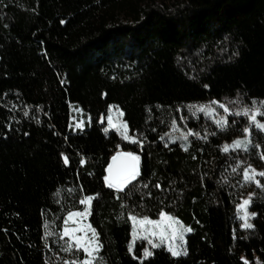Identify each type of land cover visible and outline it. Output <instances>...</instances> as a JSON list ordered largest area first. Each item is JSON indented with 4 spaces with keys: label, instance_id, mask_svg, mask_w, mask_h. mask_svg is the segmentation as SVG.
I'll list each match as a JSON object with an SVG mask.
<instances>
[{
    "label": "trees",
    "instance_id": "obj_1",
    "mask_svg": "<svg viewBox=\"0 0 264 264\" xmlns=\"http://www.w3.org/2000/svg\"><path fill=\"white\" fill-rule=\"evenodd\" d=\"M262 100L264 0H0V264L83 260L61 233L87 195L102 264H264V176L244 178L264 131L238 114ZM109 105L142 144L106 128ZM117 145L140 156L122 191L104 183ZM161 212L191 229L187 254L133 256L130 218Z\"/></svg>",
    "mask_w": 264,
    "mask_h": 264
},
{
    "label": "snow or ice",
    "instance_id": "obj_2",
    "mask_svg": "<svg viewBox=\"0 0 264 264\" xmlns=\"http://www.w3.org/2000/svg\"><path fill=\"white\" fill-rule=\"evenodd\" d=\"M61 23H63V21H61ZM253 103L255 104L256 102L253 101ZM260 103H264V101H261ZM111 111L112 106H109L108 112L111 113ZM225 111H228V109L225 108ZM249 111L253 112V115L250 116V119L252 121H255L254 113L256 110L249 109L244 112V115H248ZM82 123L83 122L81 121L80 124H78L77 126H82ZM107 123L109 127L115 128L117 132H120L124 140H131L132 143H143V141L137 140L136 138L130 137L128 135V126L126 123H114L113 117L111 115L108 116ZM217 123L220 124V121H217ZM256 127L264 131V124L257 122ZM105 131H107V129H105ZM243 131L245 133H248L249 129L245 127ZM233 143L236 147H243L245 150H247V141L236 140ZM117 149L118 150L116 151V153L111 157V162L107 166V174L104 176V183L109 189H116L117 191H122L126 185H129L132 181L136 180L137 176H139L140 156L135 154L134 152H124L119 150V145H117ZM224 151H228V147H225ZM261 158L264 159V156H262ZM64 163H68L67 158L64 159ZM80 163L83 164L84 161L81 160ZM250 167L251 166H249V168ZM249 168H246L244 170V178L246 181L255 180L257 173L253 169L250 174ZM258 175L264 176V171L259 172ZM256 182L259 183V181ZM157 187H159V185H157ZM94 198V196L88 195L79 201L81 204L85 205V209L83 212L69 211L67 214V218L64 221L65 226L63 228V235L68 236L70 240L74 241V245H72V247H74L77 251L83 250L84 259L79 261H66L65 264H102V258L99 256L100 248L102 247V245L98 239V233L96 232V229L92 228L91 225L88 224H80V226L71 228L68 227L70 220L73 224H77L78 221L75 218H79V220L82 221L89 214L91 204ZM249 203V199H244L241 204L237 205V207L240 209H245ZM249 215L255 216L256 214L248 213L247 211H245V222L242 223L240 227L246 229H252L254 227L251 223L247 222V217ZM160 216V221H151L145 217L140 220L139 223L141 225L151 224L154 227L159 228V232L151 231L150 235H158L160 238V243H164L165 241L169 242L167 250L171 253L173 257H178L182 254L186 255V250L182 247V244L177 245L175 244V241L177 239L183 241V232L191 231V229L184 228L179 221L164 212H161ZM131 218L134 222L137 220V218L134 216ZM89 231L91 232L90 237L87 235ZM147 231L149 230H146V232ZM76 233H84V235H76ZM133 236L136 237L135 223L133 228ZM144 238H147V236H145ZM160 243H153L152 240H149V244H151L153 248L160 247ZM132 247V243H129V252H132ZM68 250L69 249H65V251ZM152 255L153 253L148 248L143 249L144 258L151 257ZM245 264H247V262H245Z\"/></svg>",
    "mask_w": 264,
    "mask_h": 264
},
{
    "label": "rangeland",
    "instance_id": "obj_3",
    "mask_svg": "<svg viewBox=\"0 0 264 264\" xmlns=\"http://www.w3.org/2000/svg\"><path fill=\"white\" fill-rule=\"evenodd\" d=\"M262 101H264V100H262ZM260 102H261V101L256 102L255 104L253 103V104H252L250 107H248V108H242V109L239 110L240 112H238V113L244 114V112L247 111V110H249V109L256 110L255 113H254V114H255V121H252V120L250 119V116L253 115V112H252V111H249V112H248V115H246V117H248L247 119L250 120L251 123L254 124V125H256L257 122H258V123H261V124H264V103H260ZM218 104H219V103L216 102V101L209 103V104L207 105V109H208V111L211 112L212 110H214L215 105H218ZM109 106H112V105H109ZM205 107H206V106H199L197 110H198V111H203L204 109H206ZM108 108H109V107H108ZM222 109L224 110L225 108L222 106ZM77 113L79 114V117H77V115H76ZM81 115H82V112H81L80 109H77V108H74V109H73V116H71V124H70V126H71L72 129H75V130L83 129L85 119H84V117H82ZM109 115H111V116L113 117V121H114V123H117V124L125 123L124 120H123V118H122V112H121V110L118 109V108H116V107H114V106H112V111H111V113H109V112H108V109H107V115H106V117H102V118H101V121H103V122L105 123L106 128H108V129H114L115 131H117L115 128H111V127H109V125H108V123H107V118H108ZM81 121L83 122V123H82V126L78 127L77 125L80 124ZM87 121L89 122V119H88V118H87ZM122 131H123V129H122ZM118 133H120V132H118ZM129 141H130V140H129ZM235 141H236V140H235ZM230 147H236V146L234 145V143H232ZM253 169H254V168H251V169H250V171H249L250 174H251V172H252ZM254 170L256 171V173H257V172L264 171V169H263L262 167H261V168H258L257 170H256V169H254ZM87 196H88V195H87ZM84 197H85V196H84ZM84 197H83V198H84ZM244 199H249V200H250V195L247 194L246 196L242 197V198L240 199V201H239L238 204H241V203L243 202ZM238 204H237V205H238ZM84 209H85V205L81 204V208L78 209V210H74V211H80V212H83ZM90 209H91V208H90ZM245 211H247L248 213H252V212L249 210V204L246 206L245 209H240V208L237 207V213H238V219H239V226H240L242 223L245 222V219H244ZM89 214H90V211H89ZM89 214H88V215H87L82 221L79 220V218H75V219L78 221L77 224H73L72 221L70 220V221H69V224H68V227H70V228H71V227H77V226H80V224H88V225H90V223H89V221H88ZM166 214H167V213H166ZM167 215H169V216H171V217H174V216H172V215H170V214H167ZM253 217H254V216L249 215V216L247 217V222L252 224V218H253ZM66 218H67V215L65 216V219H66ZM174 218H175V217H174ZM65 219H64V221H65ZM142 219H143V218H137V220L134 222V221L132 220V218H130V222H131V230H130L131 242H130V243H132V246H133V247H132V252H130V253H131L133 256H136V254H135V245H136V244H139L140 246H142V247H141V251H140V256H139L140 259H143V258H144V256H143V249H144V248H148L151 252H152V250L154 249V248L151 246V244H149V240H152L153 243H160V238H159L158 235H157V236H152V235H150V232H151V231L159 232V228H156V227H154V226L151 225V224H144V225H141V224L139 223V221L142 220ZM175 219H176L177 221H179L180 224H181L184 228H189L188 226H186V225H184L183 223H181V221L178 220L177 218H175ZM148 220H151V221H160V220H161V216L159 215L157 218H148ZM64 221H63L62 233H61V234H62L63 237H66V238L68 239V241H69L72 245H74V241L70 240V238H69L68 236H64V235H63V228H64V226H65ZM134 223H135V229H136V237L133 236ZM241 228H242V227H241ZM189 229H190V228H189ZM243 229H244V228H243ZM245 229H246V228H245ZM146 230H149V231L146 232ZM189 233H190V231H184V232H183V237H184L183 241H180L179 239H177V240L175 241V244H177V245H181V244H182V247L186 250V237H187V235H188ZM76 235H84V233H76ZM87 235L90 237V236H91V232L89 231V232L87 233ZM145 236H147V238H144ZM168 243H169V242H167V241H165L164 243H160V247H164V248L167 250V249H168ZM156 248H157V247H156ZM82 251H83V250H82ZM167 251H168V250H167ZM168 252H169V251H168ZM83 254H84V253H83ZM182 255H184V254H182ZM180 256H181V255H180ZM257 264H260V262L257 261Z\"/></svg>",
    "mask_w": 264,
    "mask_h": 264
},
{
    "label": "water",
    "instance_id": "obj_4",
    "mask_svg": "<svg viewBox=\"0 0 264 264\" xmlns=\"http://www.w3.org/2000/svg\"><path fill=\"white\" fill-rule=\"evenodd\" d=\"M117 150H118V149H117ZM117 150H116V151H117ZM119 150L124 151V152H131V151H129V150H123L120 146H119ZM116 151L111 155V157L116 153ZM111 157L109 158L108 163H107V165H106V168H105V175L107 174V171H106V170H107V166H108V164L111 162ZM139 172H140V169H139ZM137 177H138V176H137ZM136 179H137V178H136ZM134 181H135V180H134ZM134 181H132L131 183H133ZM131 183H130V184H131ZM130 184H129V185H130ZM127 186H128V185H126L125 188H126ZM125 188H124V189H125ZM124 189H123V190H124ZM115 190H116V189H115Z\"/></svg>",
    "mask_w": 264,
    "mask_h": 264
}]
</instances>
